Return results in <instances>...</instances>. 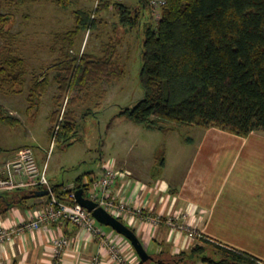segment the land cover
<instances>
[{
    "label": "trees",
    "instance_id": "obj_1",
    "mask_svg": "<svg viewBox=\"0 0 264 264\" xmlns=\"http://www.w3.org/2000/svg\"><path fill=\"white\" fill-rule=\"evenodd\" d=\"M66 1V0H65ZM62 4L67 8L66 2ZM135 13L128 7L113 2H101L98 9L114 8L119 24L132 28L140 25L142 9L149 10V19L143 25L140 42L142 66L140 84L143 97L133 106L119 113L135 124L152 130L168 131L171 126L217 128L239 137L252 132L264 133V0H166L160 19L152 24L153 16L148 0ZM96 13V12H95ZM94 13L74 11V26L55 36L63 56L57 66L65 71V79H57L60 92L68 88L82 89L93 77L103 76L118 80L120 67L116 62L117 45L101 48V56L94 54L70 55L76 38L88 29L97 28ZM7 16H0V35ZM9 37V36H7ZM24 59L13 55L5 46L0 54V90L17 93L15 86L25 82ZM48 86L47 80L35 79L29 89L28 100L37 109ZM59 130L50 133L57 139L73 138L75 125L68 113ZM0 122L13 125L18 122L0 106ZM70 143V142H69ZM78 177L69 186L51 185L53 193L65 200L68 193L88 185ZM88 181L90 180V177ZM69 187V188H68ZM34 191L7 192L11 204H23ZM211 242V241H210ZM202 243L214 248L221 258L214 260L203 246H194L189 256L208 264H263L253 256L231 248ZM141 262L140 264H145Z\"/></svg>",
    "mask_w": 264,
    "mask_h": 264
},
{
    "label": "crops",
    "instance_id": "obj_2",
    "mask_svg": "<svg viewBox=\"0 0 264 264\" xmlns=\"http://www.w3.org/2000/svg\"><path fill=\"white\" fill-rule=\"evenodd\" d=\"M138 1L135 11L142 6ZM189 128L194 131L192 137L182 138V143L176 140L173 146L167 143L160 155L132 150L126 156L119 151L117 157L101 160L100 171L84 180L99 178L109 161L126 173L112 193L116 200L141 210L132 223L122 222L152 257L145 264H208L189 256L194 246L206 247L202 240L245 252L264 264V133L239 137L217 128ZM123 138L121 149L127 142ZM24 147L28 146L0 152V163L14 158ZM4 194L0 193V228L8 231L32 220L33 212L45 205L46 198L34 197L11 204ZM182 226L198 235L190 237L180 230ZM102 230L116 240L129 264H140L127 239L111 228ZM54 237L70 241L64 254L54 255ZM101 246L99 237L63 222L13 233L11 241L0 242V264H91L94 257L100 264H119ZM212 250L217 254L211 258L220 259Z\"/></svg>",
    "mask_w": 264,
    "mask_h": 264
},
{
    "label": "rangeland",
    "instance_id": "obj_3",
    "mask_svg": "<svg viewBox=\"0 0 264 264\" xmlns=\"http://www.w3.org/2000/svg\"><path fill=\"white\" fill-rule=\"evenodd\" d=\"M64 1L0 0V16L8 17L3 25V32L8 35H0V54L5 46L11 47L13 55L24 59L26 69L24 84L15 86L19 92L0 90V106L18 120L13 125L0 122V152L25 145L31 147L37 152L40 167L46 166L49 182L68 185L80 176L97 174L101 160L117 157L119 151L126 156L132 150L160 155L167 143L173 146L176 140L182 143V138L192 137L193 129L186 126L169 125L168 131L152 130L119 115L123 108L133 106L143 97L140 42L142 24L150 20L149 10L142 9L140 25L125 28L119 24L114 8L98 9L96 13L94 10L102 1L110 4L116 1L135 13L138 0H66L67 8H63ZM76 10L94 13L97 28L82 32L70 55L75 52L79 56L83 53L101 56L102 47L118 44L115 59L123 74L118 80L95 75L82 89L68 88L61 93L58 80L65 79L66 73L58 69L63 56L60 43L54 41L56 35L73 28ZM151 22L155 24L156 20L153 18ZM44 78L48 86L34 110L27 98L29 89L35 79ZM68 113L75 125L74 136L70 140L64 135L57 139L48 129L59 125V120L63 125L69 119ZM122 137L127 142L121 149ZM205 248L210 256L217 254L209 246Z\"/></svg>",
    "mask_w": 264,
    "mask_h": 264
},
{
    "label": "built area",
    "instance_id": "obj_4",
    "mask_svg": "<svg viewBox=\"0 0 264 264\" xmlns=\"http://www.w3.org/2000/svg\"><path fill=\"white\" fill-rule=\"evenodd\" d=\"M165 4L166 0H148V6L156 22L160 19ZM59 126H55V132L59 130ZM125 177V172L116 170L111 161L106 162L99 178L90 182L84 181V184L88 185V191L84 197L95 202L112 216L130 224L134 221L135 216H140L141 210L131 208L123 199L116 200L112 193V187L116 182ZM43 189L50 190L49 195L43 197L46 198L45 205L33 212L34 218L29 222L22 223L10 231L3 227L0 228V242L11 241L13 233L24 229L34 231L53 224L68 222L99 237L102 249L108 250L111 258L119 264H129L126 261L124 251L119 247L116 240L102 230L90 212L76 203L75 190L68 193L65 200L58 198L53 193L47 178L46 166L44 165L43 168L39 166L31 147L20 149L14 158L0 163V193ZM153 221L158 222L159 220L154 219ZM180 230H184L190 237L198 235L186 226L180 227ZM52 243L55 256L64 254L70 246V241L63 237H54ZM128 244L132 247L130 242ZM100 263L98 257H94L91 262V264Z\"/></svg>",
    "mask_w": 264,
    "mask_h": 264
},
{
    "label": "water",
    "instance_id": "obj_5",
    "mask_svg": "<svg viewBox=\"0 0 264 264\" xmlns=\"http://www.w3.org/2000/svg\"><path fill=\"white\" fill-rule=\"evenodd\" d=\"M49 193L50 190L46 189L36 190L31 196L34 198H43L48 196ZM75 200L80 207L91 213L92 217L98 224L111 228L114 232L127 239L133 246L141 262H148L152 260V257L144 249L135 232L118 218L109 214L102 207H99L95 202L85 198L83 189H78L75 191Z\"/></svg>",
    "mask_w": 264,
    "mask_h": 264
}]
</instances>
